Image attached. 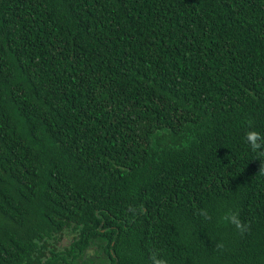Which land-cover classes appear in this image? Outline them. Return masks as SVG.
I'll use <instances>...</instances> for the list:
<instances>
[{
	"label": "trees",
	"instance_id": "obj_1",
	"mask_svg": "<svg viewBox=\"0 0 264 264\" xmlns=\"http://www.w3.org/2000/svg\"><path fill=\"white\" fill-rule=\"evenodd\" d=\"M249 129L264 0H0V264H264Z\"/></svg>",
	"mask_w": 264,
	"mask_h": 264
},
{
	"label": "clouds",
	"instance_id": "obj_2",
	"mask_svg": "<svg viewBox=\"0 0 264 264\" xmlns=\"http://www.w3.org/2000/svg\"><path fill=\"white\" fill-rule=\"evenodd\" d=\"M244 139L252 152L255 154V158L264 159V134L255 129H249L246 131ZM200 215L207 218L208 212L205 209H201ZM223 219L234 225L237 229L241 231L245 230L246 226L241 222L236 212L231 210L227 211L224 214ZM152 264H167V261L159 258L156 254H153Z\"/></svg>",
	"mask_w": 264,
	"mask_h": 264
},
{
	"label": "rangeland",
	"instance_id": "obj_3",
	"mask_svg": "<svg viewBox=\"0 0 264 264\" xmlns=\"http://www.w3.org/2000/svg\"><path fill=\"white\" fill-rule=\"evenodd\" d=\"M71 239L72 238H71L70 235L66 236L64 241H63V243H62V246L68 245L71 242ZM97 251H98V249L96 247H94V246L89 250V254L90 255H88L89 258L86 261L87 263L93 264V262H96V261H98L101 258V257H98V252Z\"/></svg>",
	"mask_w": 264,
	"mask_h": 264
}]
</instances>
